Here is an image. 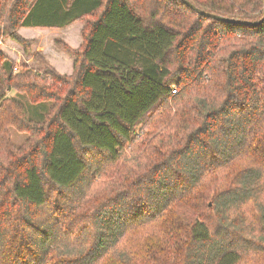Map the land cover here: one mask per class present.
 I'll use <instances>...</instances> for the list:
<instances>
[{
	"label": "trees",
	"instance_id": "16d2710c",
	"mask_svg": "<svg viewBox=\"0 0 264 264\" xmlns=\"http://www.w3.org/2000/svg\"><path fill=\"white\" fill-rule=\"evenodd\" d=\"M186 1L234 22L180 0H0L24 53L20 28L86 23L79 49L56 42L72 78L0 51V264H264V21L235 23L264 0Z\"/></svg>",
	"mask_w": 264,
	"mask_h": 264
},
{
	"label": "rangeland",
	"instance_id": "374dc122",
	"mask_svg": "<svg viewBox=\"0 0 264 264\" xmlns=\"http://www.w3.org/2000/svg\"><path fill=\"white\" fill-rule=\"evenodd\" d=\"M85 25H86V23L84 21H77V22H74V24H72V27L70 26L68 29H64V28L63 29H43V28L27 29V30H30L27 32V34L29 35L28 37L36 38L38 43L35 42L34 40H32V41H34V44L31 46V48L29 50L30 53L28 52V54L24 53L22 48L20 47L19 48V50H20L19 54H17L18 59L13 58L16 61H13V59H11L9 56H7V55L6 56L9 59H11V61L14 62L17 66H24V67L29 68L32 71H37V72L41 73L43 71L42 67H40L33 58V56H35L36 54L41 55V53L35 51V48L38 46L40 48H44L45 54L47 55V57L49 59H52L56 63L64 64L66 62V59H63L60 56H62L64 54L67 55V54L64 51H62L59 47L56 46V42L57 43L60 42L72 50L79 49V47L83 43L82 31H83ZM77 29L78 30L80 29V31L78 32ZM46 32H49V33H46ZM41 33H43V34H41ZM75 38L78 39V43H79L78 46L71 47L70 45H68V43H66V42H69L70 44H72L73 39H75ZM9 41H11V40L5 36L0 38V51L4 48L5 44L9 43ZM20 52H22V54L25 57H22V54ZM2 53L5 55V53L3 51H2ZM58 54H60V55H58ZM67 56L70 57L72 60V73L70 75H61L57 71L56 72L61 76H65L66 78H72L73 60L75 58L71 57L69 55H67ZM11 95L15 96L14 92L11 93ZM15 97L18 99V101L26 109L27 115L30 117L33 116L35 109L34 110L30 109V107H28V105L30 106V104L25 99H23L21 97H17V96H15ZM9 133L11 136L10 137L11 141L16 147L22 146L24 144V142L26 141V138H27L26 133H23V132L21 133L14 128H10ZM146 235L147 234L144 232L141 234V236L135 237V239L130 238V240L127 241L125 247L135 250V240L143 239ZM138 256H135V258H138ZM137 262H138V264H143L142 262H140L138 260H137ZM245 264H250V263L246 262Z\"/></svg>",
	"mask_w": 264,
	"mask_h": 264
},
{
	"label": "crops",
	"instance_id": "0c3cea01",
	"mask_svg": "<svg viewBox=\"0 0 264 264\" xmlns=\"http://www.w3.org/2000/svg\"><path fill=\"white\" fill-rule=\"evenodd\" d=\"M72 24H74V23H72ZM72 24L68 25L64 29H68L70 26L72 27ZM27 29H36V28H20L18 30V34L25 40H34L35 42L38 43L36 38L28 37L29 35L27 34V32L30 31V30H27ZM77 31L79 32L80 29L79 30L77 29ZM46 33H49V32H46ZM41 34H43V33H41ZM66 43H68V45H70L71 47H76L79 44L77 38L73 39L72 44H70L69 42H66ZM19 48H20V46L15 44V42L9 41L8 44L4 45V48L1 50V52L3 51L5 53V55L9 56L11 59H13V58L14 59L15 58L18 59L17 54H19V51H20ZM35 51L41 53V56H43L45 61H47L49 63V65H51L55 69V71H57L59 74H61V75H70L72 73V60L67 55H65V54L62 55L61 54L62 56H60V57H62L63 59H66V62L64 64H61V63L54 62L52 59H49L47 57V55L45 54L44 48H40V47L37 46L35 48ZM20 53L22 54V52H20ZM58 55H60V54H58ZM22 57H25V56L22 54ZM14 59H13V61H16Z\"/></svg>",
	"mask_w": 264,
	"mask_h": 264
},
{
	"label": "water",
	"instance_id": "95a60500",
	"mask_svg": "<svg viewBox=\"0 0 264 264\" xmlns=\"http://www.w3.org/2000/svg\"><path fill=\"white\" fill-rule=\"evenodd\" d=\"M185 6H187L188 8H190L191 10L195 11L197 14H199L200 16H203V17H206V18H211L213 20H216V21H220V22H234L233 20H229V19H226V18H223V17H220V16H216V15H213V14H209V13H205L203 11H200L199 9H197L196 7H194L192 4H190L189 2H187L186 0H180ZM264 21V15L263 17L261 18V20H259L258 22H254V23H251V22H241V21H237L235 23H240V24H244V25H248V26H257L259 25L260 23H262Z\"/></svg>",
	"mask_w": 264,
	"mask_h": 264
}]
</instances>
